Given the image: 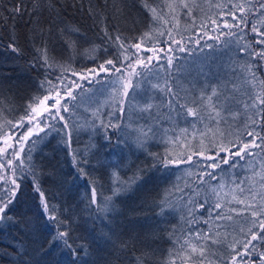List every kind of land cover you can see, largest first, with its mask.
Returning <instances> with one entry per match:
<instances>
[{
  "label": "trees",
  "instance_id": "16d2710c",
  "mask_svg": "<svg viewBox=\"0 0 264 264\" xmlns=\"http://www.w3.org/2000/svg\"><path fill=\"white\" fill-rule=\"evenodd\" d=\"M174 1L175 7L168 9L166 0H148L157 9L158 18L153 19L142 0H0V140L19 130L16 125L35 95H47L48 85L41 88L42 81L57 84L61 96L65 89L72 91L78 87L75 100L63 101L69 107L68 112H61L65 120L49 121V127L34 133L24 144L20 154L23 164L12 155L13 151L0 155L8 158L3 159V164L11 162L14 178L20 185L10 213L15 220L0 223V264H135L144 250L145 237L150 245L146 264H167L170 250L175 264H183V256L176 255L181 252L183 240L187 237L199 243L196 233L208 230L204 223L208 213L201 209L190 215L188 208L192 205L187 201L203 203L207 198V208L216 200L209 184L212 189L219 187V183L229 184L250 176L245 166L255 156H260L264 163V113L257 114V108L251 106L256 96L251 87L264 94V84L260 82L264 80V60L254 55L264 45L254 43L261 37L250 27L255 24L264 31L259 7L262 0ZM233 5H242L243 11ZM241 15L248 21L247 26L225 27L238 24ZM69 27L79 29L73 37L74 50L68 49L60 35L62 29ZM145 33L150 36H144ZM141 37V47L145 48L171 46L176 40L185 42L188 48L180 51L171 64L154 63L150 69L140 68L126 97H122V85L109 92L118 76L113 66L105 62L113 60L120 71L136 69L137 57L148 58V53L130 47L140 43ZM121 43L124 47H120ZM9 45L20 51L13 52ZM44 46L50 59L54 57L50 68L40 66L42 61L36 49ZM199 53L202 68L191 64L181 73L184 62L195 60L192 56ZM34 64L37 66L33 67ZM101 64L107 66L108 72L90 82L80 81L78 75L98 70ZM158 69L161 77L152 81ZM224 83L233 97L229 112H239L235 119L223 112L217 124L201 109L203 120H194L179 107L185 103L199 106L200 101H193L203 89ZM156 84L172 87L179 99V104L173 103L175 111L167 107L171 97L166 90L154 88ZM233 84L236 90H232ZM108 92L109 97L101 98ZM111 92H119L117 101L112 100ZM86 93L91 97L85 102L81 97ZM122 98L123 104L118 102ZM103 99L108 101L101 102ZM147 103L153 105L151 115L140 111ZM149 127L153 131L145 138L140 129ZM25 131L18 133L19 138ZM212 132H219L224 138L212 140ZM248 132L254 135L249 136ZM68 133L70 147L65 143ZM254 138L256 144L261 143L251 151L254 155L245 154L243 159L226 157L224 151L234 153ZM141 140L145 141L143 147ZM33 141L37 143L33 145ZM19 147L17 143L15 149ZM29 148L33 149L31 161L27 159ZM73 150L78 158L88 161L80 165L87 172L86 177L73 165ZM206 155L215 157L211 162H216V180L202 175L214 165L200 160ZM189 156H193L192 168L199 170L195 177L183 178L179 174L182 167L166 165L167 160L181 163ZM53 165L55 179L48 174ZM1 172L2 168L0 191L12 187ZM113 173L125 181L136 175L139 179L131 188L113 196ZM34 178L45 191L50 208L56 206L58 219L71 222L76 255L61 244L51 243L54 222L45 218L33 190ZM161 200L168 205L163 215ZM229 207L242 206L233 203ZM232 215L233 221L215 224L224 226L219 228L221 233L227 230L242 238L240 225H250L243 216ZM153 234L157 237L154 241ZM169 234H174L176 243L169 240ZM227 253L222 245H209L204 264H224L220 257H227Z\"/></svg>",
  "mask_w": 264,
  "mask_h": 264
},
{
  "label": "snow or ice",
  "instance_id": "6c2138e0",
  "mask_svg": "<svg viewBox=\"0 0 264 264\" xmlns=\"http://www.w3.org/2000/svg\"><path fill=\"white\" fill-rule=\"evenodd\" d=\"M142 3L145 8L152 14L153 19H157V9L155 7H151L148 3V0H142ZM185 8L188 7L187 4L184 5ZM233 7H238L243 11L242 5H233ZM262 10L261 15V24L264 25V0L259 5ZM19 11V9H16ZM237 17L233 15V20H236ZM241 25H248V21L241 15L239 18V23L235 25L225 24V27H240ZM251 31L255 33L257 36L261 37L259 40H255V44L264 45V31L258 29L255 24H251ZM79 33V29L75 27H69L67 29H62L60 32L61 39L64 41L69 50H74L76 47V40L73 38L75 34ZM107 35V32H105ZM163 35V33H160ZM144 36H150V33H145ZM119 41V36L116 37ZM144 37H141L140 43H135L130 47H134L136 49H140L143 43ZM13 52H19L20 50L15 45H9ZM120 47H124L123 43L120 44ZM245 47H248L246 45ZM40 53V61L42 64L40 66L44 67H52L54 63V57L50 59L49 51L47 46L40 47L36 49ZM255 57L264 60V49H261L258 52L254 53ZM128 58V57H126ZM144 59H147L149 62L151 58H140L137 57L136 63L141 64L143 66H147L144 64ZM108 65H112L113 69H116V66L113 60L109 59L105 62ZM169 64L172 63L171 58L168 61ZM37 65H33L36 67ZM131 67V66H130ZM101 71H106L104 64L100 65ZM251 70V69H249ZM95 71V70H93ZM75 74V73H74ZM133 75H139L138 72L133 68L132 72L129 73V77ZM253 78H256L255 72L252 73ZM83 78V77H82ZM261 84H264V80L260 81ZM45 83H47L48 87L46 88L47 95H35L32 100L28 103L27 108L25 109V113L20 117V121L16 126L23 127L25 121L27 124L31 125V127L27 128L25 133L21 134L20 140L17 143L20 144L18 149L13 150V155L16 159H20L23 164V159L21 158V153L24 152V144L28 141V139L34 134L38 132L44 131L45 128L49 127V121L53 120H65V117L61 115V112H68L69 107L66 103H62V100L67 98L68 100H75L76 97L73 95L71 90L65 89L64 96H61V92L57 90L58 85L54 84L51 80L42 81L40 84L41 88L45 87ZM132 81L129 78L127 81L123 83V93L122 97H126L128 95L127 90L132 87ZM154 88L160 89L161 91L167 92V94L171 97L167 101V107L170 111H175L173 108V103L179 104V99L176 96V93L173 91L171 86L165 84L162 88L159 84L153 85ZM232 90H236V85H232ZM233 97L231 95V91L227 87V83L224 84H216L209 85L208 88L203 89L199 96L194 98L193 103L197 100L200 101V105L197 107L189 106L188 104H179V107L184 109L188 116H191L195 119L203 120V116L201 115V109H204L209 113V117L214 119L217 124L220 123L218 118L222 117L223 112H229V101L232 100ZM53 101V103L49 104V101ZM119 103L123 104L124 99L122 98ZM249 105L245 103V107L247 108ZM252 107L257 108V114L264 113V94L257 93L252 102ZM153 109V105L150 103L145 104L140 111L147 112L151 115ZM123 111V109H121ZM179 115V113H177ZM229 115L235 119L239 116V112H229ZM171 119V116H169ZM251 119V117H249ZM255 123V121H252ZM67 123H65V127H67ZM152 128L149 127L147 130L141 128L140 133L143 137H148L149 133L152 132ZM183 132H187V129H182ZM249 136H253V132L247 133ZM68 140L65 141L67 146H71V133H68ZM12 137H7L4 140V147L0 148V154L6 153L9 148H12V144L9 141ZM262 143H264V138H261ZM143 140L140 141V147L144 146ZM33 145L37 143V141L32 142ZM260 147V145L256 144L255 138L248 142L244 143L243 148L237 150L233 155L244 158L242 153L245 149ZM32 148H29V155L27 159L31 161V152ZM203 154V153H201ZM248 155H254L252 152H248ZM211 159V157H209ZM73 165L78 169V171L83 174L85 177L88 175L83 167H80L81 164L87 163L88 161L83 158H78L76 154V150H73L72 153ZM188 160H191V157H188ZM9 163H11L9 161ZM224 163H228L227 160ZM212 167H216V165H211ZM31 167V165H29ZM48 174L55 179L56 177V168L53 165L49 170ZM113 183L115 187L113 188V196L120 195L125 188H131L132 185L136 183L139 179V176L136 175L134 177L129 178L128 180H123L117 173H113ZM235 187L231 189L229 192H224L223 196H221V191L223 190V185L220 186V190L213 187L212 192L216 196V200L214 204L209 207H205L208 204L207 198L203 203L199 201L188 200L187 204L192 205V207L188 208L189 214H193L197 210H204L208 213V218L204 220V223L208 225V230L204 234H201L200 231L196 233L195 240L199 241V243L194 242L190 238H185L183 243L181 244V252L176 253V255L183 256V264H188L189 261L192 264H204L206 259V252L209 251V245H222L225 249L228 250L227 257L221 255L220 259L224 262V264H264V163H261L260 170H253L250 176H244L242 179H238V181H233ZM12 187L4 188L0 191V223L3 222H13L15 218L10 214L12 211V206L15 203V198L17 195V191L20 187L19 184L16 183V180L13 179L11 181ZM33 190L37 194V197L42 206V211L45 214V218L47 221L54 222L53 224V234L51 236V243L61 244L65 249L69 250L70 253L76 255V248L74 247V241L71 236L72 227L71 222L58 219L55 214V205H52L50 208L48 198L45 194V191L41 187L38 180L34 178ZM198 194V193H197ZM230 197V199H225ZM109 201L112 200V197L107 198ZM166 199V197H165ZM92 203H97L96 201V191L95 188L92 189ZM236 203L241 205L240 208L229 207V205ZM160 214L163 215L168 210V205H166L165 200L160 201ZM232 214L236 216H243L246 223L250 226L245 228L243 224L239 227V233L243 234L242 238H237L236 235L229 233L225 230L224 233L219 231L220 227H224L223 225H216L215 221H233L234 217ZM250 217V220H249ZM192 223V220L188 221ZM67 225V226H65ZM27 226V225H26ZM59 226V227H58ZM216 229L213 231V229ZM229 236H232V239L229 240ZM156 235L153 234L151 239L154 241L156 239ZM147 237L144 238L143 243L145 245L144 250L141 251L140 255L136 257L135 264H146V260L149 256L150 245L147 243ZM169 240L173 243L177 241L174 239V234H169ZM126 247V245H124ZM213 255L216 253L213 252ZM172 250L169 251V261L167 264H175V259H171ZM199 256L200 259L197 261L195 257ZM209 264H212L209 261Z\"/></svg>",
  "mask_w": 264,
  "mask_h": 264
},
{
  "label": "rangeland",
  "instance_id": "374dc122",
  "mask_svg": "<svg viewBox=\"0 0 264 264\" xmlns=\"http://www.w3.org/2000/svg\"><path fill=\"white\" fill-rule=\"evenodd\" d=\"M166 6H167L168 9H173L175 7V1L174 0H166ZM187 48H188L187 44L185 42H183V41H180V40L174 41L171 46L156 45V46L149 47V48L141 47L139 49V51L148 53V58H151V60H150V62L147 59L144 60V64L147 65V66L145 67V66H143L141 64H138V66L135 67L136 68L135 70L138 73H140L141 72L140 68L150 69V67H151L150 65L151 64L162 63V62L168 63L169 58H171V61H172L175 58V56L180 51H185ZM191 51H192V49H191ZM192 57H196L194 59L197 60L198 62H195V60H188L187 59L184 62L183 66H182V68L180 70L181 73L185 72L187 66H189L191 64L198 65L199 67L203 66V62L199 61L200 57H201L200 53L196 54V55H193ZM105 68L107 69V66H105ZM120 70L121 69H119V71L116 72L115 76H118V77L114 80V84H113V86H111V89L109 90V92L111 90L115 91L116 89H118V85H120V86L122 85V88H123V83L125 81H127L129 78L132 81L133 77L136 76V75H133V76L129 77V73L132 72L133 69H131V70H125L124 69L122 71H120ZM106 72H108V70L101 71L100 68H99L98 70H95V71L84 72L83 74L78 75V77H79L81 82H90V81L96 79L98 76H100V74L106 73ZM160 72H161L160 69L155 71L152 81H157V79H159L161 77L160 76ZM77 88L78 87H75L74 89H72L73 95H74V91ZM251 89H252V95H256L258 93V91L254 87H251ZM109 92L107 94H105L104 96H102L101 98L109 97ZM90 97H91V94L90 93H86V94L82 95L81 99H82V101L86 102ZM118 97H119V92H117V94L112 93V100L113 101H117ZM63 101L64 100H62V103H63ZM104 101H108V100L103 99L101 102H104ZM51 103H53V101L50 100L49 104H51ZM101 106H105V105H101ZM29 127H31V125L27 124V122L25 121V124H24L23 127H19V130H17L14 133L8 134L2 140H0V148L4 147V140L7 137H12V139L9 141V143L12 144L13 147L9 148L6 153H8L9 151H13L15 149L16 145H17V141H19V139H20L19 136H18V133H20L21 130H25V129L29 128ZM210 132L211 131H209V133ZM210 135H211L210 137L212 138V140H215V141H221L224 138V137H222L220 135L219 132H216V133L212 132ZM233 136H235V135H232V137ZM260 144L261 143H259L258 145H260ZM241 148H243V147H241ZM241 148H239V149H241ZM257 148L258 147L245 149L244 152L242 153V155L244 156L245 154H248L249 151L251 152L252 150H255ZM239 149H237V150H239ZM232 150H234V149H232ZM224 153H225L227 158H232V157L241 158L239 156L233 155V153H228L227 150L224 151ZM209 157H211V159ZM192 158H193V156H191V160L187 159V161L181 162V163H175V162H173L171 160H167L166 161V165L173 166V167H182L180 169V171H179V174L183 178H188V177H191V176L195 177L196 173L199 172V170L195 171V169L192 168V165H190L191 162H192ZM3 159L7 160L8 158L5 155L3 157L0 156V168H2V171H3V173L2 172L1 173L3 174L5 179L10 182V185H11V181L13 179H15L14 175H13V171L11 170V163H9V161H6V163L3 164V162H4ZM200 160L211 162V161L215 160V157H213V155H206V157H203ZM211 163H214V165L216 164V162H211ZM261 163H262L261 157L260 156H255L254 158L249 160V162L245 166V169H246V171L248 173L252 174L253 170H256V171L260 170ZM216 170H217V167H211V170L207 171V173H203L202 175L203 176H207L208 179L216 180V178H217V171ZM211 185L212 184H209L210 191H212ZM219 185L220 186L221 185L224 186L223 190L221 191V196H223L224 192H229L231 189H233L235 187V185L233 183H229V184L219 183ZM220 186L219 187H215V188L220 190Z\"/></svg>",
  "mask_w": 264,
  "mask_h": 264
}]
</instances>
